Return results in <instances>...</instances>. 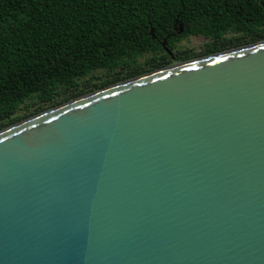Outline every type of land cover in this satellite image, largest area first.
Returning a JSON list of instances; mask_svg holds the SVG:
<instances>
[{"label":"water","instance_id":"95a60500","mask_svg":"<svg viewBox=\"0 0 264 264\" xmlns=\"http://www.w3.org/2000/svg\"><path fill=\"white\" fill-rule=\"evenodd\" d=\"M0 264H264V40L1 129Z\"/></svg>","mask_w":264,"mask_h":264},{"label":"trees","instance_id":"16d2710c","mask_svg":"<svg viewBox=\"0 0 264 264\" xmlns=\"http://www.w3.org/2000/svg\"><path fill=\"white\" fill-rule=\"evenodd\" d=\"M189 35L209 38L202 56L264 40V0H0V130L29 100L83 93L98 69L111 77L95 87L192 59L176 49Z\"/></svg>","mask_w":264,"mask_h":264},{"label":"rangeland","instance_id":"374dc122","mask_svg":"<svg viewBox=\"0 0 264 264\" xmlns=\"http://www.w3.org/2000/svg\"><path fill=\"white\" fill-rule=\"evenodd\" d=\"M229 35H231V34H229ZM208 41H209V38H206L203 35H189L187 37H184L182 40H180L177 43V47L178 48H176V49L177 50H180V51L181 50H186L188 52L195 53L196 55L192 59L199 58V57H202L201 52L203 51V46ZM230 49H232V48H230ZM141 59H144V58H141ZM176 61L181 62V60H174L169 65L175 63ZM153 70L154 69H152L150 71H153ZM113 75L117 76L116 73L115 74L113 73ZM110 77L111 76H108L107 75V72L104 69H98V70L92 72L89 76H87V77L79 80L80 82H85L87 79L91 78V81H89V83L87 84V86H88L89 89L85 90L83 93L78 94L76 96H72L68 100H63V101H60V102L55 103L53 105H48L46 103H37L36 100H29L27 102V105L26 104L25 105H22V108L18 112V114L19 115H22L23 118L21 120H24V119H27L29 117H32V116H34V115H36L38 113H41L43 111H46V110H48L50 108H53V107H55L57 105H60L62 103H65V102H67L69 100H72L74 98H77V97H80V96L89 94V93H91L93 91H96V90H99V89L105 88L107 86H110V85L116 84L118 82H121V81H124V80L129 79V78H127V79H124V80H117V81H114V82H108V83L103 84L102 86H97V87H95L93 85L95 83L103 82L104 80H106L107 78H110ZM130 78H132V77H130ZM58 98H60V97H58ZM28 105H29V107H28ZM41 107H45V108H42L41 110L37 111V109H39ZM21 120H19V121H21ZM19 121H17V122H19Z\"/></svg>","mask_w":264,"mask_h":264}]
</instances>
